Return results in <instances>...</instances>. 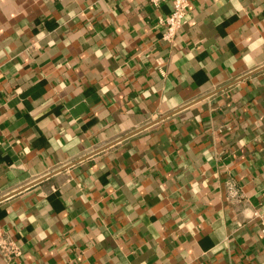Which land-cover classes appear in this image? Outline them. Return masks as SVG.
Instances as JSON below:
<instances>
[{
    "label": "crops",
    "instance_id": "obj_1",
    "mask_svg": "<svg viewBox=\"0 0 264 264\" xmlns=\"http://www.w3.org/2000/svg\"><path fill=\"white\" fill-rule=\"evenodd\" d=\"M170 8L0 0V264H264V0Z\"/></svg>",
    "mask_w": 264,
    "mask_h": 264
},
{
    "label": "built area",
    "instance_id": "obj_2",
    "mask_svg": "<svg viewBox=\"0 0 264 264\" xmlns=\"http://www.w3.org/2000/svg\"><path fill=\"white\" fill-rule=\"evenodd\" d=\"M154 7L164 1H169L171 8L167 14H160L157 17L158 24L162 27L161 38L172 42L180 27L186 22V14L189 7V0H148ZM253 211L252 215H257ZM264 235V226L261 228ZM22 255L20 244L2 228H0V256L6 262L12 261Z\"/></svg>",
    "mask_w": 264,
    "mask_h": 264
}]
</instances>
